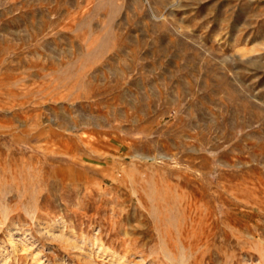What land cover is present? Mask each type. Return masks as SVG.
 I'll return each mask as SVG.
<instances>
[{"label":"rangeland","instance_id":"1","mask_svg":"<svg viewBox=\"0 0 264 264\" xmlns=\"http://www.w3.org/2000/svg\"><path fill=\"white\" fill-rule=\"evenodd\" d=\"M0 257L264 264V0H0Z\"/></svg>","mask_w":264,"mask_h":264},{"label":"bare ground","instance_id":"2","mask_svg":"<svg viewBox=\"0 0 264 264\" xmlns=\"http://www.w3.org/2000/svg\"><path fill=\"white\" fill-rule=\"evenodd\" d=\"M12 242V241H11ZM3 254V253H2ZM6 254V253H5ZM1 258V257H0ZM3 258V257H2ZM4 259V258H3ZM2 263V262H1Z\"/></svg>","mask_w":264,"mask_h":264}]
</instances>
